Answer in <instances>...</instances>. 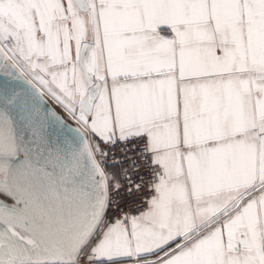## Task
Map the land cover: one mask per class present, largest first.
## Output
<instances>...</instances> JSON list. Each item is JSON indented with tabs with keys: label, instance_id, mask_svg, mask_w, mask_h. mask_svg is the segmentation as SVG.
Segmentation results:
<instances>
[{
	"label": "snow or ice",
	"instance_id": "6c2138e0",
	"mask_svg": "<svg viewBox=\"0 0 264 264\" xmlns=\"http://www.w3.org/2000/svg\"><path fill=\"white\" fill-rule=\"evenodd\" d=\"M0 76V264H264V0H0Z\"/></svg>",
	"mask_w": 264,
	"mask_h": 264
},
{
	"label": "built area",
	"instance_id": "2783aa9c",
	"mask_svg": "<svg viewBox=\"0 0 264 264\" xmlns=\"http://www.w3.org/2000/svg\"><path fill=\"white\" fill-rule=\"evenodd\" d=\"M122 148H123L122 145H117L115 148L109 151L108 164L115 165L117 162H119L118 171L120 173V178L123 180L125 184H127V181L124 180L123 177H124V174L128 171V162L124 160ZM131 155H135V153H131ZM107 170L114 173L111 167H109ZM119 196L123 197L124 200H127L130 203V207H135L136 204L138 203V200H137L138 194H133L130 196L126 191H121L119 193ZM124 200H121L120 202L123 203ZM115 215L116 213L112 214V216H115Z\"/></svg>",
	"mask_w": 264,
	"mask_h": 264
},
{
	"label": "water",
	"instance_id": "95a60500",
	"mask_svg": "<svg viewBox=\"0 0 264 264\" xmlns=\"http://www.w3.org/2000/svg\"><path fill=\"white\" fill-rule=\"evenodd\" d=\"M4 79H11V78L0 76V82H3ZM45 100L48 101V106H49L50 108H52V110H53L54 112H56L58 115L63 116V117L65 118V122H66L67 124H69V125H70L71 127H73V128L77 127V125L67 117V114H66V113L61 112L59 109H57V107H55V106L53 105V103H52L47 97H45Z\"/></svg>",
	"mask_w": 264,
	"mask_h": 264
},
{
	"label": "crops",
	"instance_id": "0c3cea01",
	"mask_svg": "<svg viewBox=\"0 0 264 264\" xmlns=\"http://www.w3.org/2000/svg\"><path fill=\"white\" fill-rule=\"evenodd\" d=\"M112 169H113L114 173L118 171V168L112 167ZM127 264H133V262L132 261H128Z\"/></svg>",
	"mask_w": 264,
	"mask_h": 264
},
{
	"label": "bare ground",
	"instance_id": "6f19581e",
	"mask_svg": "<svg viewBox=\"0 0 264 264\" xmlns=\"http://www.w3.org/2000/svg\"><path fill=\"white\" fill-rule=\"evenodd\" d=\"M47 97V96H46ZM48 98V97H47ZM51 101V100H50ZM52 102V101H51ZM53 103V102H52ZM53 105L55 106V107H57V109H59L61 112H64L59 106H57L55 103H53ZM65 113V112H64Z\"/></svg>",
	"mask_w": 264,
	"mask_h": 264
},
{
	"label": "rangeland",
	"instance_id": "374dc122",
	"mask_svg": "<svg viewBox=\"0 0 264 264\" xmlns=\"http://www.w3.org/2000/svg\"><path fill=\"white\" fill-rule=\"evenodd\" d=\"M0 199H5V198H3V197H0ZM5 202H7V203H11V201H10V200H6Z\"/></svg>",
	"mask_w": 264,
	"mask_h": 264
},
{
	"label": "trees",
	"instance_id": "16d2710c",
	"mask_svg": "<svg viewBox=\"0 0 264 264\" xmlns=\"http://www.w3.org/2000/svg\"><path fill=\"white\" fill-rule=\"evenodd\" d=\"M111 169H112V167H111ZM113 170V169H112Z\"/></svg>",
	"mask_w": 264,
	"mask_h": 264
}]
</instances>
